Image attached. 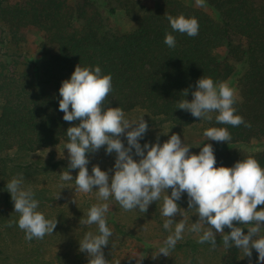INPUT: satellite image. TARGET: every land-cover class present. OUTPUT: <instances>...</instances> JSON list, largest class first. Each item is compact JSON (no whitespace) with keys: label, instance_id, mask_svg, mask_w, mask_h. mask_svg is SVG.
<instances>
[{"label":"trees","instance_id":"trees-1","mask_svg":"<svg viewBox=\"0 0 264 264\" xmlns=\"http://www.w3.org/2000/svg\"><path fill=\"white\" fill-rule=\"evenodd\" d=\"M262 1L205 0L217 13L216 20L179 0H156L154 7L140 0H0V46L4 49L0 57V228L8 231L9 223L19 219L6 189L8 181L19 174L27 178L69 167L53 152L44 162L33 160L31 154L68 143L67 129L79 124L64 121L59 110L62 82L70 79L79 64L99 66L102 74L112 76L113 91L105 107H120L125 115L142 109L148 114V126L153 127L197 123L200 119L178 109L177 102L186 98L191 102L196 82L204 76L214 82L236 77L242 98L236 99V114L251 128L217 124L216 113L209 128L226 127L232 139L227 144L207 138V143L214 148L216 167H233L251 156L264 168V153L241 149L264 139ZM116 14L131 21L133 29L121 32L111 26L108 18ZM166 14L197 18L199 34L189 37L174 32ZM31 28L42 37L39 63L23 50V38ZM166 33L175 36L174 48L164 43ZM234 37L241 41L236 43ZM221 48H225L223 55L218 53ZM185 90L187 97L182 94ZM31 191L39 202L47 200L41 191ZM243 230L247 234V228ZM222 237L216 236L217 247L226 250L225 263L234 264L238 249L225 248Z\"/></svg>","mask_w":264,"mask_h":264},{"label":"clouds","instance_id":"clouds-1","mask_svg":"<svg viewBox=\"0 0 264 264\" xmlns=\"http://www.w3.org/2000/svg\"><path fill=\"white\" fill-rule=\"evenodd\" d=\"M198 7L205 6V0H195ZM174 32L195 37L199 34L197 18H186L183 14L173 17L166 14ZM164 43L169 48L176 46V38L171 33L165 34ZM196 90L191 93L193 99H180L177 107L189 112L194 118L211 121V113H218L217 124L251 128L244 118L237 115L236 90L227 81L214 82L210 77H202L196 82ZM113 91L112 76L102 74L96 66L81 67L77 65L70 79L62 82L59 95V110L64 113L66 122L79 121L76 126L67 129L69 167L60 176L61 181H73L71 170L78 169L75 178L77 193H90L98 187L97 197L108 201L113 198L124 211L139 209L146 213L153 202L162 198L161 215L165 219L163 228L169 231L164 246L159 248V255H169L177 242L183 239L185 231L202 233L197 241L200 244L210 242L217 247L216 234H223L225 248H235L251 257L252 250L258 253V264H264V168L253 157L249 156L233 167H216L217 159L211 143H206L199 154H190V148L182 143L179 134H172L162 145L159 137L155 144L140 140L148 131L144 116L138 120L126 118L120 107H105V101ZM189 95L188 90L182 93ZM209 141L228 142L232 139L226 127H210L203 133ZM121 136H126L128 147H125ZM106 146V154H116L115 165L109 172L102 171L94 165L89 174L88 154L97 153ZM140 157L139 161L133 158ZM23 174L13 177L6 184L14 204L15 213L19 214L18 227L25 232V240L34 238L42 240L53 234L57 219H46L38 211L39 201L34 198L31 189L23 187ZM169 189L171 194L169 195ZM187 193L188 211L179 207L177 201ZM76 202V201H74ZM108 203L93 204L87 211V218L80 224L97 225L98 233L87 232L79 241L80 252L88 254V264H109L105 259L104 247L109 244L113 235L108 227L105 214ZM195 210L198 220L187 225L185 214ZM183 217L179 222L175 217ZM238 222L243 227H236ZM208 227H205V225ZM174 226V230H173ZM248 226V227H244ZM146 225L144 226V228ZM231 229L225 234L224 229ZM247 228V234H244Z\"/></svg>","mask_w":264,"mask_h":264},{"label":"rangeland","instance_id":"rangeland-1","mask_svg":"<svg viewBox=\"0 0 264 264\" xmlns=\"http://www.w3.org/2000/svg\"><path fill=\"white\" fill-rule=\"evenodd\" d=\"M140 1L148 7H154L156 0ZM179 1L203 10L218 20L217 13L206 5L198 7L195 0ZM262 2L264 3V0ZM108 19L109 24L121 32L133 29L132 22L121 14L111 15ZM23 39V50L30 56L31 61L39 63L42 59L39 51L42 37L39 31L35 28L29 29ZM233 39L236 43L241 41L239 37ZM2 51L4 49L0 46V57ZM218 53L223 55L225 48L219 49ZM33 69L35 70L36 67L34 66ZM227 82L236 90V99L241 101L236 77L230 78ZM215 114V112L211 113L212 117ZM147 115L144 110L136 109L125 116L130 120H138L144 116V120H146ZM209 123L210 121L204 119L189 127H178L172 124L149 126L144 138L139 142L141 146L146 143L155 144L159 137V143L162 145L172 134H179L182 143L191 147L190 154L198 155L207 143V137L203 133L209 128ZM121 140L125 147H128L126 136H121ZM65 145V142H60L41 149L31 154V158L44 162L53 152L57 158L64 159L69 163V154ZM241 149L249 154L264 153V139L256 142L252 147L241 146ZM134 153L133 149V158L139 161L140 157L135 156ZM88 159L90 161L88 164L89 174H91L94 165H99L102 171L109 172L110 176L114 175V172L109 170L114 168L115 152L108 155L106 148L102 147ZM64 170L67 169H59L45 174L36 173L24 178L23 187L25 189L38 190L46 195L47 200H41L37 210L42 212L46 219L54 221L57 219V227L53 234L46 235L42 240L34 238L30 242L25 240V232L18 227V224L17 226L12 225L8 231L0 228V264H88V254L80 252L79 241L87 232L97 234L98 226L80 224V221L87 218V211L93 204L102 203L109 205L105 218L113 233L109 238V244L103 249L105 259L109 261V264H226L225 260L228 254L225 249L222 247L212 248L210 242L200 244L197 241L202 233H191L187 230L183 234V239L177 242L167 257L163 254L159 255V248L164 246V241L170 234L163 228V223L167 218L161 215L162 198L160 201L153 202L146 213L140 212L139 209L124 211L111 197L108 201L98 199L96 192L98 187L87 194L77 193L74 181L78 175V169L70 171L73 181L60 180L59 174ZM168 194H171V189ZM177 203L184 211H188L187 193H184ZM261 209H264V205L258 206V210ZM185 217L188 226L198 220L195 210L187 212ZM182 218L179 215L175 217L177 222ZM205 227L208 225L206 224ZM230 231L225 227V234H229ZM218 235L223 234L217 233L216 236ZM261 235H264V228L261 230ZM193 245L196 247L193 248ZM234 264H258V253L253 249L252 256L249 258L244 257V253L238 249V256Z\"/></svg>","mask_w":264,"mask_h":264}]
</instances>
